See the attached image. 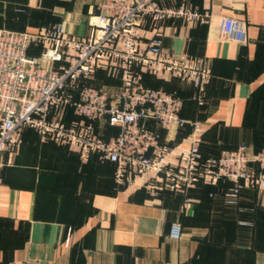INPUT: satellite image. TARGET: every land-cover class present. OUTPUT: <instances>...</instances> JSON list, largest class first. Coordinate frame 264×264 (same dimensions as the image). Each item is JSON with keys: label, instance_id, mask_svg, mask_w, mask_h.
Wrapping results in <instances>:
<instances>
[{"label": "crops", "instance_id": "obj_1", "mask_svg": "<svg viewBox=\"0 0 264 264\" xmlns=\"http://www.w3.org/2000/svg\"><path fill=\"white\" fill-rule=\"evenodd\" d=\"M104 1L0 0V28L35 33L61 24L67 34L84 37ZM159 5H184L198 19H146L137 30L141 43L159 34L165 53L205 62L211 77L199 90L137 68L144 86L182 100L180 117L201 124L203 159L240 143L259 152L264 146V0H159ZM224 17L245 22V44L220 37ZM40 50L29 52L36 57ZM87 84L114 91L120 77L101 69ZM74 119L67 110L65 122ZM152 127L161 145L189 146L190 125ZM95 131L103 139L118 132L104 122L95 123ZM18 140L11 164L0 168V264H264V194L257 189H242L238 204L229 205L226 180L215 186L198 183L184 194L151 190L140 178L118 184L114 166L96 155L80 159L28 128ZM186 199L189 206L182 210ZM172 224L181 228L178 241L168 237Z\"/></svg>", "mask_w": 264, "mask_h": 264}, {"label": "built area", "instance_id": "obj_2", "mask_svg": "<svg viewBox=\"0 0 264 264\" xmlns=\"http://www.w3.org/2000/svg\"><path fill=\"white\" fill-rule=\"evenodd\" d=\"M146 19L193 22L198 16L184 5L162 7L159 0H105L99 13L88 20L84 37L67 34L61 24L35 33L0 28V168L11 164L19 149L18 136L28 128L42 140L67 146L80 159L96 155L109 162L118 184L140 178L151 190L184 194L198 183L215 186L226 180L231 182L224 194L229 205L238 204L244 188L264 194V146L253 154L240 143L217 158L203 159L201 124L180 117L182 100L144 86L137 68L156 77L193 83L199 90L211 77L205 62L165 53L159 34L141 43L137 30ZM219 34L243 45L246 24L224 17ZM31 47H39L40 54L29 56ZM101 69L119 75L117 90L87 84ZM195 99L201 103L199 96ZM69 109L75 119L67 124ZM97 122L118 132L103 139L95 131ZM152 124L166 130L190 125L189 146L175 150L161 145ZM189 203L186 199L182 210ZM168 237L180 239L178 224L169 227Z\"/></svg>", "mask_w": 264, "mask_h": 264}, {"label": "trees", "instance_id": "obj_3", "mask_svg": "<svg viewBox=\"0 0 264 264\" xmlns=\"http://www.w3.org/2000/svg\"><path fill=\"white\" fill-rule=\"evenodd\" d=\"M28 55L31 56L30 52H28ZM32 57V56H31Z\"/></svg>", "mask_w": 264, "mask_h": 264}, {"label": "rangeland", "instance_id": "obj_4", "mask_svg": "<svg viewBox=\"0 0 264 264\" xmlns=\"http://www.w3.org/2000/svg\"><path fill=\"white\" fill-rule=\"evenodd\" d=\"M42 65H43V66H45V64H44V63H43Z\"/></svg>", "mask_w": 264, "mask_h": 264}]
</instances>
